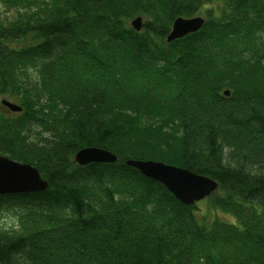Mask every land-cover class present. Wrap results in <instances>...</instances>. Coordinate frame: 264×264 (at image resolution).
<instances>
[{
	"label": "trees",
	"instance_id": "obj_1",
	"mask_svg": "<svg viewBox=\"0 0 264 264\" xmlns=\"http://www.w3.org/2000/svg\"><path fill=\"white\" fill-rule=\"evenodd\" d=\"M84 149L119 161L81 167ZM0 157L48 183L0 196V264H264V0H0ZM141 160L215 181L205 201L234 222Z\"/></svg>",
	"mask_w": 264,
	"mask_h": 264
},
{
	"label": "water",
	"instance_id": "obj_2",
	"mask_svg": "<svg viewBox=\"0 0 264 264\" xmlns=\"http://www.w3.org/2000/svg\"><path fill=\"white\" fill-rule=\"evenodd\" d=\"M137 32H141L142 18L132 23ZM205 20L194 18L191 20L178 19L173 25L168 37V43L196 34L202 29ZM229 96V94H227ZM1 108L13 114H20L22 108L14 103L3 101ZM117 158L111 153L101 149H84L75 157V162L81 167L91 164L112 165ZM127 166L136 169L146 178L165 187L176 200L185 206H195L214 195L219 185L215 181L194 174L188 170L175 168L163 163L129 161ZM39 171L30 165H23L8 158L0 157V196L41 193L47 190L45 182Z\"/></svg>",
	"mask_w": 264,
	"mask_h": 264
},
{
	"label": "rangeland",
	"instance_id": "obj_3",
	"mask_svg": "<svg viewBox=\"0 0 264 264\" xmlns=\"http://www.w3.org/2000/svg\"><path fill=\"white\" fill-rule=\"evenodd\" d=\"M203 18V17H202ZM200 209V219H205L206 222L211 223L218 217L227 222H234L230 217L222 214L221 212H215L210 205V202L203 201L198 204ZM16 220L11 213H0V227L4 230H10L16 227Z\"/></svg>",
	"mask_w": 264,
	"mask_h": 264
}]
</instances>
